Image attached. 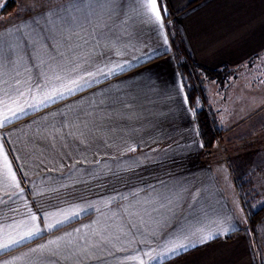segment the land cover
I'll return each mask as SVG.
<instances>
[{
	"label": "crops",
	"instance_id": "1",
	"mask_svg": "<svg viewBox=\"0 0 264 264\" xmlns=\"http://www.w3.org/2000/svg\"><path fill=\"white\" fill-rule=\"evenodd\" d=\"M146 2L86 5L63 35L51 22L71 0L1 8L0 264L264 259V213L251 217L264 204L248 210L238 178L204 151L164 18L151 21ZM170 2L197 64L233 74L264 60V0ZM53 54L81 86L42 102L61 83L41 63ZM202 80L212 108L216 87Z\"/></svg>",
	"mask_w": 264,
	"mask_h": 264
},
{
	"label": "rangeland",
	"instance_id": "2",
	"mask_svg": "<svg viewBox=\"0 0 264 264\" xmlns=\"http://www.w3.org/2000/svg\"><path fill=\"white\" fill-rule=\"evenodd\" d=\"M16 1L33 6L39 3V0ZM45 1L48 2L49 0ZM8 2L9 0H0V10ZM157 4L164 18V25L160 28V32H164L168 36L172 50L175 47V51H178V44L176 45V42L172 44L170 40L165 15L170 17L168 21L172 22L176 19L175 17L178 20V16L185 11H176L170 0H157ZM170 11L176 14L173 15ZM8 19L5 18V15L0 14V21H7ZM150 20L152 21L153 18ZM152 29L148 28L145 34H150ZM263 65L264 60H255L243 67V72L237 73V71L233 74L223 72L215 79H211L209 85L216 87L213 88L216 102L212 101V108L208 106L213 113L217 126L225 132L219 137L213 150V156H218L234 177L252 175L250 178L257 183L255 189L259 196L258 202L261 205L264 204ZM214 105L219 107L216 108ZM218 170L221 171V169Z\"/></svg>",
	"mask_w": 264,
	"mask_h": 264
},
{
	"label": "trees",
	"instance_id": "3",
	"mask_svg": "<svg viewBox=\"0 0 264 264\" xmlns=\"http://www.w3.org/2000/svg\"><path fill=\"white\" fill-rule=\"evenodd\" d=\"M197 2L198 1H195L191 3V5ZM16 4V0H9L2 12L4 14L9 13L15 8ZM171 13L173 15L176 14L173 12ZM175 18L176 19L172 20V23L168 21L170 17L165 15L170 40L172 44H174V42H176V45L178 44V51H175L176 48L174 47L172 55L176 59L187 98L195 113L196 124L203 149L209 154L216 147L218 139L222 135V131L217 127L213 113L208 108L202 76L215 79L224 72V69L209 70L194 61L184 40L177 17ZM236 181L246 208L251 210L256 206V202H258V194L254 187L253 179H251L250 176H244L238 178ZM261 213H264V205L255 211V214L251 215V217H256ZM259 261L260 264H264V259Z\"/></svg>",
	"mask_w": 264,
	"mask_h": 264
},
{
	"label": "snow or ice",
	"instance_id": "4",
	"mask_svg": "<svg viewBox=\"0 0 264 264\" xmlns=\"http://www.w3.org/2000/svg\"><path fill=\"white\" fill-rule=\"evenodd\" d=\"M93 3H100V0H71V3L68 5H65L62 9H58L53 15L55 19L51 22L56 26L57 33L60 35H63L65 31L68 32H74V24L75 21L78 19L77 13L82 11L86 5H91ZM146 11L150 14L149 19H152L154 17L155 21L157 22H162V17H161V9L157 5V0H147V2L144 5ZM166 14V13H165ZM56 21H59L57 24ZM45 23L48 24L49 22L45 20ZM39 24L37 21L32 22V27H38ZM45 29L41 28V33H43ZM49 35L52 36L53 40L58 39L57 35L52 34L51 28L48 29ZM67 39V37H65ZM27 44V41H25ZM49 47H52L50 44ZM35 50V49H33ZM8 59L11 60V54H9ZM42 64L45 65L46 68V75L50 80H56V81H61L59 85H54L49 91H44L41 90V95H42V102H47L49 98L54 99L55 96L51 95V93H55L56 95H64L66 94L65 91H61V88L66 89L68 92H73L78 89L81 85L79 82L75 79L67 80L66 77L63 76L64 68L61 64L60 59L56 57L55 54H53L51 57H49L47 60L41 61ZM91 75V73H89ZM83 77H81L82 79ZM67 80V82H65ZM70 84H76V88L70 87ZM40 81L37 80V85L36 87L39 88ZM23 95V93H21ZM15 103V101H14ZM7 106V105H6ZM5 164L7 165V157H5ZM9 172H11V168L9 166ZM12 180L15 181V175H12ZM18 186V184L16 185ZM74 215H78V213H73ZM32 219L35 220L37 219L36 216H32ZM57 223H61L58 221ZM38 232V229L36 230ZM34 234L32 230H29L25 233V236L28 238H31ZM24 236L21 237L23 239ZM19 241H13V243H18ZM9 245L5 244L4 247H8ZM180 247H184V245H180ZM176 249L173 248L172 251H175ZM141 264L143 262L141 261Z\"/></svg>",
	"mask_w": 264,
	"mask_h": 264
}]
</instances>
